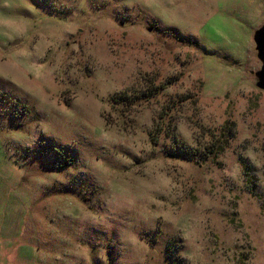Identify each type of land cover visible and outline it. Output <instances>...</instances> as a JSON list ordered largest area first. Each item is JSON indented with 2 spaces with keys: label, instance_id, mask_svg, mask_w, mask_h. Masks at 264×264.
Returning <instances> with one entry per match:
<instances>
[{
  "label": "rangeland",
  "instance_id": "rangeland-1",
  "mask_svg": "<svg viewBox=\"0 0 264 264\" xmlns=\"http://www.w3.org/2000/svg\"><path fill=\"white\" fill-rule=\"evenodd\" d=\"M262 24L264 0H0V264H264Z\"/></svg>",
  "mask_w": 264,
  "mask_h": 264
},
{
  "label": "water",
  "instance_id": "water-1",
  "mask_svg": "<svg viewBox=\"0 0 264 264\" xmlns=\"http://www.w3.org/2000/svg\"><path fill=\"white\" fill-rule=\"evenodd\" d=\"M252 39L255 44L256 57L261 62L260 69L254 72L255 85L257 88L264 90V24L253 32Z\"/></svg>",
  "mask_w": 264,
  "mask_h": 264
},
{
  "label": "trees",
  "instance_id": "trees-1",
  "mask_svg": "<svg viewBox=\"0 0 264 264\" xmlns=\"http://www.w3.org/2000/svg\"><path fill=\"white\" fill-rule=\"evenodd\" d=\"M163 87H164V85H160V86H159V88H163ZM210 151H211V150H210ZM210 151H209V152H210ZM216 152H218V149H217V150H212L210 153L214 155ZM62 166H63V165H61L60 167H62Z\"/></svg>",
  "mask_w": 264,
  "mask_h": 264
},
{
  "label": "crops",
  "instance_id": "crops-1",
  "mask_svg": "<svg viewBox=\"0 0 264 264\" xmlns=\"http://www.w3.org/2000/svg\"><path fill=\"white\" fill-rule=\"evenodd\" d=\"M0 190H3V189H0ZM5 195H6V193H5V190H4L3 193H2V196L0 195V203H3L2 201H4L3 198H4Z\"/></svg>",
  "mask_w": 264,
  "mask_h": 264
}]
</instances>
